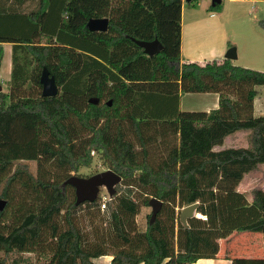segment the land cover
I'll use <instances>...</instances> for the list:
<instances>
[{
    "label": "trees",
    "instance_id": "1",
    "mask_svg": "<svg viewBox=\"0 0 264 264\" xmlns=\"http://www.w3.org/2000/svg\"><path fill=\"white\" fill-rule=\"evenodd\" d=\"M27 1L0 0V44L13 50L9 93L0 92V251L46 252L48 264L104 255L110 264H193L217 258L232 233L264 234V190L237 189L264 164V117L253 115L263 72L227 59L181 62L182 0H36L22 11ZM100 18L107 31L90 32ZM132 39L162 50L149 57ZM2 56L0 47V66ZM43 69L54 97L41 95ZM184 93H217L218 108L179 111ZM241 131L247 147L213 150ZM91 151L128 192L115 191L102 211L99 200L76 205L64 184ZM151 198L162 207L142 231L135 218ZM195 203L207 220L184 226L180 211ZM223 258L264 264L227 249Z\"/></svg>",
    "mask_w": 264,
    "mask_h": 264
},
{
    "label": "rangeland",
    "instance_id": "2",
    "mask_svg": "<svg viewBox=\"0 0 264 264\" xmlns=\"http://www.w3.org/2000/svg\"><path fill=\"white\" fill-rule=\"evenodd\" d=\"M182 1L183 5L181 7V14L183 23L199 19L209 20L210 17H212L211 15L215 14L213 16L224 24L227 33L231 35V47L236 49L237 54V59L233 64L245 68L248 66V68L264 73V29L260 24L264 21V0H220L219 3L215 4H213V0ZM35 5L36 0H29L22 5L21 10L28 12L33 9ZM207 31L208 29H204L203 33H205V36H207ZM40 42L43 44L46 42V39L43 37ZM9 86V82L7 85L3 84V91H5V93H9ZM260 87L263 88L264 86ZM193 97L195 96H184L182 102L180 101L181 111H192L194 109L196 112H201L203 110V104L198 103ZM261 97L262 95L260 92L258 98ZM229 144L236 146V148L240 146H248L249 132L246 131L235 134L230 138ZM93 152V154L92 151L90 153L92 159L90 165L88 167L80 168L76 173L72 172L71 175L86 178L108 170L107 166L103 164L97 153L95 151ZM25 163L28 166L30 173L33 176H36L37 163L35 161H27ZM18 164L19 162L14 163L13 170ZM254 189L264 190V164L258 165L255 171L247 174L243 178L238 191L249 195ZM72 190L69 191L70 200L74 198ZM115 191L118 192V194L128 193L127 188L123 185L122 181L115 187ZM105 193V188H100L96 201L99 200L98 197L100 198ZM137 193L138 192L133 189L131 195L136 197ZM248 199H251L250 196H248ZM13 201V203H16L18 200L14 199ZM100 210L102 211L101 207ZM84 212V207H82L81 214ZM150 213V207H142L140 209L139 214L135 218L136 224L140 230L143 231L145 229L146 216ZM243 244L244 242L242 243V246ZM49 258L50 255L46 252L4 253L0 251V264H48Z\"/></svg>",
    "mask_w": 264,
    "mask_h": 264
},
{
    "label": "crops",
    "instance_id": "3",
    "mask_svg": "<svg viewBox=\"0 0 264 264\" xmlns=\"http://www.w3.org/2000/svg\"><path fill=\"white\" fill-rule=\"evenodd\" d=\"M213 15L215 14H212V17H210L209 20L207 19L208 21L199 19L196 21H188L183 23L181 14V62L203 63L211 60L225 59V54L231 47V35L227 33L224 24L216 19ZM204 29H208V31L206 32L207 36H205V33H203ZM0 47L2 48L3 52L2 62L0 66V85L3 91V84L7 85L11 79L13 50L11 43H1ZM236 59L237 54L234 60H230L231 63L233 64ZM255 89L257 94L253 102V115L255 117H264V87L261 88L260 86H257ZM3 92L5 93V91ZM260 92L262 97L258 98ZM185 95L195 96L193 97L194 100H197L198 103L203 104L204 108L201 112H209L210 110L218 108L219 95L217 93H184L180 94L179 111H181L180 101L182 102V99ZM183 112H196V110L193 109L192 111ZM238 133L240 132H236L232 135L227 136L224 139L223 144L221 146L215 147L213 150L219 151L227 148H236V146L230 145L229 142L230 138ZM240 185L237 188L238 190L240 188ZM243 242L244 244L242 246ZM226 249L228 250L231 258L241 257L247 259H264V234L232 233L227 239L219 241V252L217 254V258L200 259L193 264H231L230 260H226L225 258H223V254ZM111 260V255H104L99 258L93 259V264H110Z\"/></svg>",
    "mask_w": 264,
    "mask_h": 264
},
{
    "label": "water",
    "instance_id": "4",
    "mask_svg": "<svg viewBox=\"0 0 264 264\" xmlns=\"http://www.w3.org/2000/svg\"><path fill=\"white\" fill-rule=\"evenodd\" d=\"M219 2L220 0H213V4ZM108 24L109 20L107 18L90 19L87 22L86 27L90 32H106L108 29ZM132 41L143 50L145 55L149 57L157 54L162 50L161 43L156 39L151 42L139 41L135 39H132ZM224 58L227 60H234L236 58L235 48H229ZM39 83L41 85L42 97L47 98L57 95L58 88L55 83V79L53 76H50L49 72L46 69H43L39 79ZM1 91L2 87L0 85V92ZM91 102L97 103L96 100H92ZM121 181L122 178L120 177V175L108 169L86 178L72 175L64 182V184L69 185L74 189L75 204L79 205L84 202L92 203L96 201L100 188H105L108 195L112 196L115 193V187ZM5 205L6 201L0 199V211L3 210ZM149 207L151 209L150 223H152L155 220L157 213L160 211L162 203L155 198H151L149 200ZM197 207L198 203H195L181 209L179 218L184 226H187L188 219L193 218L194 212H196Z\"/></svg>",
    "mask_w": 264,
    "mask_h": 264
},
{
    "label": "built area",
    "instance_id": "5",
    "mask_svg": "<svg viewBox=\"0 0 264 264\" xmlns=\"http://www.w3.org/2000/svg\"><path fill=\"white\" fill-rule=\"evenodd\" d=\"M93 153L94 152L92 151V154ZM110 199H111V196H109L107 192L99 198V201L101 203L100 207H101L102 210L105 209V206L110 201ZM193 217H195L197 219H200L202 221H206L207 220V217L205 215H203L201 213H198V212H194V216Z\"/></svg>",
    "mask_w": 264,
    "mask_h": 264
}]
</instances>
